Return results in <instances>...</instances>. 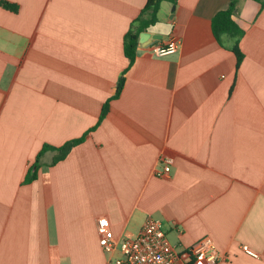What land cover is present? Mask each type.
Segmentation results:
<instances>
[{"label":"crops","instance_id":"0c3cea01","mask_svg":"<svg viewBox=\"0 0 264 264\" xmlns=\"http://www.w3.org/2000/svg\"><path fill=\"white\" fill-rule=\"evenodd\" d=\"M6 1L18 11L0 8V264H113L101 217L116 242L153 218L178 250L209 237L222 264H264V7L237 0L236 68L211 31L230 0L163 1L127 67L147 0ZM170 38L175 53L149 52ZM82 136L36 163L44 144Z\"/></svg>","mask_w":264,"mask_h":264},{"label":"built area","instance_id":"2783aa9c","mask_svg":"<svg viewBox=\"0 0 264 264\" xmlns=\"http://www.w3.org/2000/svg\"><path fill=\"white\" fill-rule=\"evenodd\" d=\"M178 40L170 38L166 43H151L147 47L155 57H164L175 53ZM160 169L155 170V176L166 177L170 172V160L161 159ZM99 233V246L107 253L115 250L118 256L113 264H222L225 256L219 253L209 237H203L188 249H176L166 238L159 220L148 218L134 238H124L116 242L109 228L107 218L96 221ZM243 250L249 255H255L245 246Z\"/></svg>","mask_w":264,"mask_h":264},{"label":"trees","instance_id":"16d2710c","mask_svg":"<svg viewBox=\"0 0 264 264\" xmlns=\"http://www.w3.org/2000/svg\"><path fill=\"white\" fill-rule=\"evenodd\" d=\"M163 1L171 2L172 4H176L177 0H147L144 7L140 11V15L137 18L136 22L138 26L136 28H131L125 34L123 38V54L127 59V67H130L135 60L136 51L138 47V38L139 33L145 30L148 26L153 25L157 22V13L159 10L160 3ZM261 4L264 7V0H254ZM237 0H230L228 3V7L225 10H220L216 12L211 18V31L214 38L222 44V38H227L231 41L230 50L234 53L236 58V68H238L243 55L239 49V39L243 35V30L233 21L232 17L236 12ZM0 8L10 11L17 12L18 5L15 3H11L6 0H0ZM144 16H146L144 18ZM124 83V78L121 76L116 84L115 93L111 98H109L101 108L100 116L97 124L101 122L104 115L108 110V103L110 100L117 98L120 94ZM96 124V125H97ZM90 131V130H89ZM84 140V136L70 140L59 147H53L44 144L36 156V163L39 160V157L47 150L56 151V155L54 156L51 164H54L66 157L68 152L75 146L80 144ZM27 181H32L35 179V174H29L27 176Z\"/></svg>","mask_w":264,"mask_h":264},{"label":"water","instance_id":"95a60500","mask_svg":"<svg viewBox=\"0 0 264 264\" xmlns=\"http://www.w3.org/2000/svg\"><path fill=\"white\" fill-rule=\"evenodd\" d=\"M145 35H146L145 33H140V34H139V39L141 40V38H143V36H145ZM148 45H149V44H148ZM148 45H147V46H148Z\"/></svg>","mask_w":264,"mask_h":264}]
</instances>
